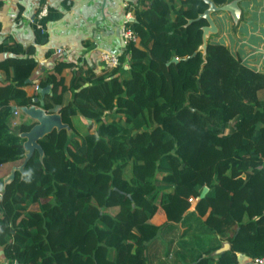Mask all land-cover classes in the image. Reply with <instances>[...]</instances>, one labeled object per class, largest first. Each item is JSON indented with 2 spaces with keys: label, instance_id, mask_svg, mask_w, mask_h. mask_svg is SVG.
Listing matches in <instances>:
<instances>
[{
  "label": "trees",
  "instance_id": "obj_1",
  "mask_svg": "<svg viewBox=\"0 0 264 264\" xmlns=\"http://www.w3.org/2000/svg\"><path fill=\"white\" fill-rule=\"evenodd\" d=\"M136 1L137 41L98 74L61 60L30 93L33 47L0 45L10 54L0 62V164L23 158L34 123L10 120L40 89L46 112L69 126L0 181V247L12 264H150L147 243L180 227L175 263L264 257V73L222 43L202 48L204 0ZM79 117L91 121L82 133ZM158 209L166 219L155 225ZM222 239L230 248L213 255Z\"/></svg>",
  "mask_w": 264,
  "mask_h": 264
},
{
  "label": "crops",
  "instance_id": "obj_2",
  "mask_svg": "<svg viewBox=\"0 0 264 264\" xmlns=\"http://www.w3.org/2000/svg\"><path fill=\"white\" fill-rule=\"evenodd\" d=\"M136 4V0H0V45L11 40L24 48L33 47L32 56L37 61V67L28 85L23 87L30 93L38 81L61 60L73 65L77 63L83 68L89 66L98 74L102 71V64L98 59L101 53L120 55L124 52L120 29L126 13L131 12L133 15V5ZM218 8L210 11L208 18H205L206 26L212 28L211 23L216 30H208L207 40L224 44L248 67L264 73V0H236L235 5L227 10L221 9V6ZM42 9H45L41 22L43 30L39 33L44 34L46 40L40 43L36 42L35 26L36 16ZM32 19L34 23H31ZM60 48L63 52L58 57L54 52ZM8 57L9 53L0 51V62ZM2 84L3 73L0 71V88ZM40 97L39 95L38 99ZM69 97L70 92L64 93L63 104ZM17 110L18 113L10 120L12 128L20 123H34L22 110ZM74 123L82 133L91 121L79 117ZM40 147L44 155L41 144ZM22 164L21 159L0 164V181L3 185L10 174ZM195 203L194 201L193 204ZM193 209L192 206L189 211ZM157 213V218L151 222L160 225L166 218L161 209ZM182 230V227L173 232L164 229L156 240L147 243L150 264H183V260L178 259L175 263L172 258L175 250H178L177 236ZM224 243L228 242L222 239L221 247ZM0 264H12L4 257L1 247ZM237 264L253 263L251 258L237 254Z\"/></svg>",
  "mask_w": 264,
  "mask_h": 264
},
{
  "label": "water",
  "instance_id": "obj_3",
  "mask_svg": "<svg viewBox=\"0 0 264 264\" xmlns=\"http://www.w3.org/2000/svg\"><path fill=\"white\" fill-rule=\"evenodd\" d=\"M208 3V8L199 15V18H208V13L210 11H216L218 10L219 6H216L211 0H204ZM236 0H233L231 3L224 4L221 6V9L227 10L231 5H235ZM238 12V10H237ZM212 28H208V26L203 27V45L202 48H204L207 36H208V30L211 32H215L213 25L210 23ZM49 92V87H45L43 89H40L39 93L41 97L39 99H35V102L37 104L31 105L29 107H22L20 110H22L26 115L29 116L30 119L34 121V124L30 128L28 132L22 133L21 136L25 138V141L23 143V147L25 150L24 153V159L23 164L15 171H21L23 167L25 166L28 159L31 157L34 150H37L40 154V157H43V152L39 144V140L47 133L51 132L53 129L59 130L61 128H65L69 131V126L67 124L62 123L60 115L57 112L54 113H47L46 110L43 108L44 101L43 96L45 93ZM13 171L10 176L6 179L4 186L6 185V182H9L12 179V176L14 174ZM208 189L206 187L203 188L202 192L200 193L199 198L204 197V195L207 193ZM198 200H195L197 202ZM230 248L229 243H224L221 248L217 249L215 251V255L218 253H221L223 251H226Z\"/></svg>",
  "mask_w": 264,
  "mask_h": 264
},
{
  "label": "built area",
  "instance_id": "obj_4",
  "mask_svg": "<svg viewBox=\"0 0 264 264\" xmlns=\"http://www.w3.org/2000/svg\"><path fill=\"white\" fill-rule=\"evenodd\" d=\"M133 6H134L133 9L135 12L136 5H133ZM134 12H133V15H135ZM44 14H45V9H42L36 16V19H37L36 27L39 28L41 31L43 30V27H42V24L40 21H42ZM133 15L131 12L126 13L125 20H124L122 27L120 29V35H121L122 42H123L125 48L129 43H135L137 41V35L131 27V23L135 19L134 18L135 16L133 17ZM31 23H34L33 19L31 20ZM62 52H63V50L60 48V49L55 50L54 54H56L58 57H61ZM98 59H99L100 63L102 64V66H104L105 68H111V67H114V66H117L120 64L119 55H115V54L101 53L98 56ZM74 65L77 66V63ZM122 65H123L124 69L128 68L127 62H124ZM35 90H39L38 84L35 85ZM17 113H18V110H15L13 115H16ZM190 201L192 203L194 202L193 200H190ZM252 263L253 264H264V257L254 258L252 260Z\"/></svg>",
  "mask_w": 264,
  "mask_h": 264
},
{
  "label": "clouds",
  "instance_id": "obj_5",
  "mask_svg": "<svg viewBox=\"0 0 264 264\" xmlns=\"http://www.w3.org/2000/svg\"><path fill=\"white\" fill-rule=\"evenodd\" d=\"M33 176V169L29 168L22 173V177L25 182H30Z\"/></svg>",
  "mask_w": 264,
  "mask_h": 264
},
{
  "label": "rangeland",
  "instance_id": "obj_6",
  "mask_svg": "<svg viewBox=\"0 0 264 264\" xmlns=\"http://www.w3.org/2000/svg\"><path fill=\"white\" fill-rule=\"evenodd\" d=\"M262 98L264 99V94H262ZM78 126H81V125H79V122H77L76 123ZM13 126H15V125H13ZM84 127V126H83ZM22 161H25V159H24V157L21 159Z\"/></svg>",
  "mask_w": 264,
  "mask_h": 264
}]
</instances>
